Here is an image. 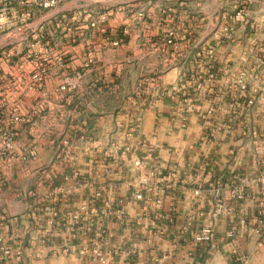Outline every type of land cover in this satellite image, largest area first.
<instances>
[{"label":"crops","instance_id":"obj_1","mask_svg":"<svg viewBox=\"0 0 264 264\" xmlns=\"http://www.w3.org/2000/svg\"><path fill=\"white\" fill-rule=\"evenodd\" d=\"M33 27L44 30L40 43L33 45L34 54L0 52L4 75L0 83L8 78H17L18 83L4 92V101L21 106L26 126L37 124L32 112L39 104V93L56 91L48 79L54 72L51 26L37 21ZM131 55L126 48L87 68H83V55L63 59L66 71L81 73L83 79L79 86L62 92L67 94L60 102L62 134L69 143L88 141L90 147L61 153L53 147L37 151L35 159L13 167L7 180V169L0 165V247L22 253L19 260L0 258V264H89L75 253L61 252L64 246H76L68 226L83 204L97 209L98 217L91 234H79L78 241L100 236L106 250L115 254L112 264H264V245L244 227L254 214L255 202L235 196L245 188L246 168L233 163L222 146L210 142L198 120L182 125L172 118V104L161 92L165 85L159 82L160 87L151 90L145 83L151 71L142 55L132 69L120 65ZM38 66L46 72L40 92L36 86H25ZM173 73H161L158 80L173 82L180 72ZM150 93L157 94L156 101ZM25 133L27 127L20 132L21 139ZM136 159L161 168L164 181L158 189L164 193L151 195L152 201H161L160 210L152 201L131 198L142 174L133 167ZM97 192L101 195L95 200ZM217 201L228 213L215 225L214 240L198 242ZM51 209L57 211V220L49 214ZM118 209L121 218L116 215ZM232 228L236 240L226 238Z\"/></svg>","mask_w":264,"mask_h":264},{"label":"rangeland","instance_id":"obj_2","mask_svg":"<svg viewBox=\"0 0 264 264\" xmlns=\"http://www.w3.org/2000/svg\"><path fill=\"white\" fill-rule=\"evenodd\" d=\"M3 3L0 0V6ZM37 21L51 26L54 72L48 79L56 91L39 93V104L32 112L37 124L26 126L21 106L4 101V92L18 84L17 78L0 83V165L7 169L6 180L13 167L35 159L37 151L90 147L88 141L69 143L62 134L60 102L67 95L62 92L79 86L83 79L81 73L70 75L63 59L83 55V68H87L128 48L131 59L121 62L122 68L132 69L142 55L151 71L145 83L151 90L159 88V82L165 85L161 92L172 104L170 116L182 125L198 120L202 134L222 146L233 163L246 168L245 188L235 196L255 202L254 214L244 227L264 245V0H19L0 16V24L8 29L0 31V52L34 54L33 45L40 43L44 31L33 27ZM20 24H31L33 39L27 36L29 30L12 32ZM165 72H180V76L173 82L158 80ZM45 73L40 81L30 79L25 86H36L40 92ZM0 75L4 76L2 71ZM156 97L150 93L152 100ZM224 213L227 209L217 201L211 221L202 228L210 232L208 242L214 240L215 225ZM235 234L232 228L226 238L236 240Z\"/></svg>","mask_w":264,"mask_h":264},{"label":"built area","instance_id":"obj_3","mask_svg":"<svg viewBox=\"0 0 264 264\" xmlns=\"http://www.w3.org/2000/svg\"><path fill=\"white\" fill-rule=\"evenodd\" d=\"M19 0H3V5L0 6V16L6 15L8 11H11L14 9ZM48 6V3L45 4V7ZM14 17H16L14 15ZM1 23V22H0ZM6 25L0 24V31L5 32L8 31V29H4ZM23 29L24 31L29 30V34L27 35L29 40L33 39L34 37V31L31 28V24H20V26H14L12 32ZM10 34V33H7ZM9 40V39H8ZM28 40V41H29ZM20 51H15L13 54H20ZM45 73L43 69L37 68L36 71L32 74L30 77L31 81L38 82L40 81V76H42ZM151 152H153V148L150 149ZM133 167L139 169V171L142 173L141 176L136 179L137 180V187H132L131 192V198L134 201L137 202H144L148 203L152 201L151 195L154 194V196L163 195L164 191L161 189H158V185L160 182L164 181L163 173L161 171V168L159 167H149L147 163H143L140 160L136 159L133 162ZM168 179H173V176H168ZM151 190L152 194H150ZM101 192H97L95 194V200H98L100 198ZM238 199H241L238 197ZM121 202H119V205ZM153 206L156 210H160L161 208V201L160 200H154L152 201ZM121 206V205H120ZM45 211H48L47 209ZM49 214L53 217L54 220H57L58 213L55 209L49 210ZM116 215L118 218H121L123 213L121 209H118L116 211ZM98 217V210L95 208L89 209L86 204H83L81 206L80 214H74L70 218L69 222V229L71 232L70 239L75 241L76 246H64V248L61 250V252L65 255H69L71 253H75L77 258L81 261H85L89 264H112L115 254L112 252H109L106 250L105 244L102 243L101 237L96 235L94 237H87L82 241V243H79L78 237L79 234H91L94 226H95V218ZM51 225H54L52 222ZM60 225V222H59ZM66 225V224H65ZM262 232L264 233V226L262 228ZM210 234L209 231H202L198 237L196 238V241L198 242H208L210 241L211 236H208ZM74 250V251H72ZM21 251L19 249L11 250L10 248L0 247V258L2 260H6L9 258H15L16 260H19L21 258Z\"/></svg>","mask_w":264,"mask_h":264}]
</instances>
